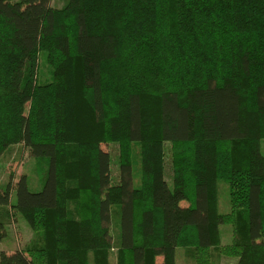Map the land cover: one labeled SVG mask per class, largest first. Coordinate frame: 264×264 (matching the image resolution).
Returning <instances> with one entry per match:
<instances>
[{
	"label": "trees",
	"instance_id": "1",
	"mask_svg": "<svg viewBox=\"0 0 264 264\" xmlns=\"http://www.w3.org/2000/svg\"><path fill=\"white\" fill-rule=\"evenodd\" d=\"M263 139L264 0H0V157L42 175L0 185L32 232L0 264H264Z\"/></svg>",
	"mask_w": 264,
	"mask_h": 264
},
{
	"label": "rangeland",
	"instance_id": "2",
	"mask_svg": "<svg viewBox=\"0 0 264 264\" xmlns=\"http://www.w3.org/2000/svg\"><path fill=\"white\" fill-rule=\"evenodd\" d=\"M14 1V0H11ZM64 0H50L52 6L59 7L63 4ZM39 67H38V79L45 81L49 78L50 71L45 61V55L39 56ZM102 147L108 150L111 154L110 168L111 173L115 176L117 172V146L116 144H103ZM166 152L169 149V145H165ZM261 152L264 154V139L261 141ZM35 160L28 153L27 149L21 144L10 146L0 157V185L4 187L8 181L10 174L13 177H17L20 173H25L28 178V188L31 191H37L41 187L42 175L36 169ZM168 186H172V182L168 173L166 174ZM218 187V209L219 212H228L230 209L229 198H228V186L223 180H219L217 183ZM14 194L10 197L11 201H14ZM186 204V202H185ZM3 209V208H1ZM0 209V220L5 224V237L0 241V251L3 250L10 254L17 248L23 246L32 236V232L22 216L16 213L12 216L3 217L2 210ZM5 209V208H4ZM3 209V210H4ZM110 227V223H106ZM112 231V230H111ZM221 243L227 244L231 242V230L229 225H221ZM191 258V249L188 247H179L176 252L177 264H187V261ZM110 261L114 264V255L110 256ZM213 261L216 264H235L237 261L236 257L221 256L216 250H213Z\"/></svg>",
	"mask_w": 264,
	"mask_h": 264
}]
</instances>
